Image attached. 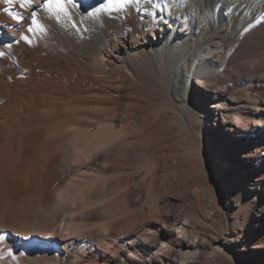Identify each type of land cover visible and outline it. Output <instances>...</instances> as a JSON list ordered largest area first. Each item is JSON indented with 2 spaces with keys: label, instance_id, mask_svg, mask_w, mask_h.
<instances>
[{
  "label": "bare ground",
  "instance_id": "1",
  "mask_svg": "<svg viewBox=\"0 0 264 264\" xmlns=\"http://www.w3.org/2000/svg\"><path fill=\"white\" fill-rule=\"evenodd\" d=\"M119 4L0 0V264L203 254L182 214L198 164L224 183L214 145L264 191V0Z\"/></svg>",
  "mask_w": 264,
  "mask_h": 264
},
{
  "label": "rangeland",
  "instance_id": "2",
  "mask_svg": "<svg viewBox=\"0 0 264 264\" xmlns=\"http://www.w3.org/2000/svg\"><path fill=\"white\" fill-rule=\"evenodd\" d=\"M194 142L193 149L201 157L203 139L194 137ZM213 148L212 161L220 166L224 183L216 185L215 179L207 176V167L203 171L198 164L191 185L194 194H190L182 214L196 228L195 237L207 247L203 254L176 257L175 264H264V191L240 189V170L223 159L227 150ZM219 196L225 198L223 203Z\"/></svg>",
  "mask_w": 264,
  "mask_h": 264
},
{
  "label": "snow or ice",
  "instance_id": "3",
  "mask_svg": "<svg viewBox=\"0 0 264 264\" xmlns=\"http://www.w3.org/2000/svg\"><path fill=\"white\" fill-rule=\"evenodd\" d=\"M2 2H3L4 4H7V5L19 4V7H20V8H24V7L28 6V5H31L32 2H33V0H2ZM70 2H71V0H70ZM125 2H127V0H120V4H119V6H120L121 8H123ZM3 11H4V13H6L8 16H10L13 20H17V21H19V20L22 19V17H21L19 14H16V13L10 11L9 8H4ZM29 30H30V29H29ZM24 39H27V38L24 37ZM9 46H10V45H9ZM0 55H3V53H0ZM4 239H5L4 236H0V242H3Z\"/></svg>",
  "mask_w": 264,
  "mask_h": 264
}]
</instances>
